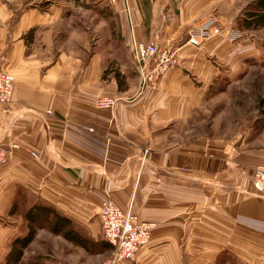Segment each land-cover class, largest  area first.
<instances>
[{
  "label": "crops",
  "instance_id": "obj_1",
  "mask_svg": "<svg viewBox=\"0 0 264 264\" xmlns=\"http://www.w3.org/2000/svg\"><path fill=\"white\" fill-rule=\"evenodd\" d=\"M149 2L158 12L149 33L140 30L141 3L129 0L131 32L112 26L106 43L97 36L83 48L58 40L59 13L0 0V60L13 80L11 100L0 106V146L17 142L1 169L0 261L27 229L24 211L41 203L67 217L87 246L40 225L16 264H99L110 256L96 214L103 199L154 222L147 244L117 264H183L226 245L241 255L244 244L264 259V184L256 188L251 176L264 158L178 131L217 74L205 47L185 41L205 1ZM128 36L173 46L178 63L143 81L152 62L136 68ZM101 95L114 105L95 106Z\"/></svg>",
  "mask_w": 264,
  "mask_h": 264
},
{
  "label": "rangeland",
  "instance_id": "obj_2",
  "mask_svg": "<svg viewBox=\"0 0 264 264\" xmlns=\"http://www.w3.org/2000/svg\"><path fill=\"white\" fill-rule=\"evenodd\" d=\"M5 1L16 9L37 3L43 9L59 13L61 19L57 22L58 40L64 41L67 47L73 45L84 48L85 45L95 41L97 36L100 37L101 43H106L105 41H108L106 30L112 26L115 31H120L123 25L129 33L132 30V17H130L132 10L129 7V0H114L113 2L110 0ZM138 1L142 9L140 10V30L149 33V25L155 22L157 9L149 0ZM204 1L201 8L202 14L200 13L191 23H188L185 33L188 38L190 34L198 30L199 25L207 20L211 22L212 28L207 27L209 33L192 46L205 47L204 59L216 68L217 74L213 75L210 83L204 88L199 102L193 108L191 117H188L191 123L187 125L181 123L178 131L181 133L182 129L187 128L188 131L184 133L187 136L202 133L210 139H218L225 143L229 150L254 153L264 158V115L262 113L264 109V26H245L246 10L250 8L249 3L253 0ZM169 7L175 14L174 5ZM166 19L165 16L160 23L168 22L169 19ZM216 26L219 31L213 32V27ZM219 37L226 41L218 40ZM131 38L133 37L128 36L124 39L125 47L129 48ZM118 40L122 39L118 38ZM120 44L123 42L121 41ZM217 44L220 47L225 46L221 49L223 51H213L212 46ZM164 47L169 52L173 51L178 63L179 57L175 48L169 45ZM126 75L129 77L136 75L135 70L128 67ZM140 75L144 81L153 80L161 74L153 77L149 70L144 68ZM101 97L110 96H98L95 102ZM246 246V244L243 245L241 255L234 253L233 245L219 247V250L210 255L198 252L201 258L183 261V264H264L263 257L254 259L247 255L246 252L249 253V251ZM196 249H198L197 246ZM214 250L212 245L209 250L204 251Z\"/></svg>",
  "mask_w": 264,
  "mask_h": 264
},
{
  "label": "built area",
  "instance_id": "obj_3",
  "mask_svg": "<svg viewBox=\"0 0 264 264\" xmlns=\"http://www.w3.org/2000/svg\"><path fill=\"white\" fill-rule=\"evenodd\" d=\"M170 17L171 14H168L167 19ZM212 26L211 22L207 20L204 24L199 25L196 32L188 36L186 42L196 45L201 38L209 33L207 27L212 28ZM218 31V26L213 27V32ZM129 52L138 70L146 61L152 62L150 75L153 77L164 73L170 66L177 63L173 51L169 52L153 38L148 40L131 38ZM12 89V76L2 67L0 60V106L7 105L11 100ZM114 100L111 96L101 97L95 102V105L111 107ZM87 129L92 130L91 127H87ZM16 146L17 142L14 140H9L5 146H0V180L1 169L9 160ZM30 154L36 156L33 151H30ZM251 176L253 185L260 188L264 184V164H254ZM96 214L100 224L101 238L107 242L110 248V256L99 264H117L121 260L133 259L137 249L149 241L154 222L139 218L135 212L119 207L110 199H103L100 202Z\"/></svg>",
  "mask_w": 264,
  "mask_h": 264
},
{
  "label": "trees",
  "instance_id": "obj_4",
  "mask_svg": "<svg viewBox=\"0 0 264 264\" xmlns=\"http://www.w3.org/2000/svg\"><path fill=\"white\" fill-rule=\"evenodd\" d=\"M246 10L247 18L245 26H264V0H253ZM264 115V109L262 110ZM27 220V229L13 237L9 248L0 261V264H16L22 252V248L31 240L35 229L40 225H46L53 233H61L64 237L73 240L82 246H87L86 240L78 235L71 227L70 220L47 204L35 203L28 207L23 214ZM99 242H97L98 244Z\"/></svg>",
  "mask_w": 264,
  "mask_h": 264
}]
</instances>
